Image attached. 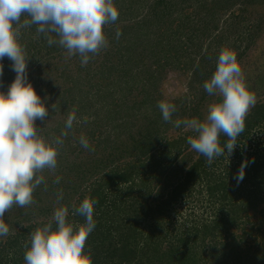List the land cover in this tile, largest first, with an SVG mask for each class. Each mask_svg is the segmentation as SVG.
I'll return each mask as SVG.
<instances>
[{"label": "trees", "instance_id": "obj_1", "mask_svg": "<svg viewBox=\"0 0 264 264\" xmlns=\"http://www.w3.org/2000/svg\"><path fill=\"white\" fill-rule=\"evenodd\" d=\"M257 1L114 0L119 17L104 27L108 46L99 52L102 58L94 67L82 66L81 57L73 55V65L85 71L67 80L61 62L68 58L67 51L58 44L49 46L35 25L21 29L19 42L29 57L27 78L36 93L53 92L47 76L51 70L62 78V89L54 93L51 104L63 106L64 118L41 134L50 135V143L61 136L73 109L80 121H74L58 146L57 167L54 172L45 170L46 186L34 190V203L15 205L5 213L9 234L0 236V264H25V243L31 232L51 220L56 207L68 208L69 222L84 223L74 211L85 197L96 202L95 228L85 244L92 264H264V96L257 94L233 152L225 148L211 164L187 143L195 135L192 130L181 132L179 127L169 137L164 131L168 122L157 106L162 65L189 69L188 94L176 101L172 121L195 114L202 118L200 103L208 96L203 84L214 73L220 50H236L242 42L248 48L261 31L263 19L249 23L250 14L244 13ZM227 14L223 36L218 20ZM223 38L228 44L213 48V41ZM236 56L238 60L240 53ZM0 65V92L7 93L16 73L7 57ZM135 82L143 86L140 100L131 93ZM262 86L258 80L251 85L255 92ZM187 95L196 99L191 105ZM143 107L150 113L137 126L132 118ZM99 112L114 122L103 120L101 129ZM131 125L136 130L131 131ZM82 134L90 149L81 146ZM227 140L221 134V146ZM242 165L244 176L238 182ZM57 176L58 184L53 183ZM61 190L63 199L57 202ZM185 197L200 213L176 216Z\"/></svg>", "mask_w": 264, "mask_h": 264}, {"label": "clouds", "instance_id": "obj_2", "mask_svg": "<svg viewBox=\"0 0 264 264\" xmlns=\"http://www.w3.org/2000/svg\"><path fill=\"white\" fill-rule=\"evenodd\" d=\"M118 17L114 0H0V60L4 57L11 60L16 73L7 93L0 92V236L9 234V226L3 219L5 213L13 205L33 204L34 190L41 184L46 186L42 173L55 171L58 146L63 145V138L77 119L73 109L67 115L65 130L51 143L39 134L35 122L46 120L48 109L28 82L29 57L19 42L21 29L35 25L37 34H43L49 46L58 44L69 57L78 54L83 66L89 62L90 54L94 56L108 46L104 27ZM120 35L117 29L116 38ZM2 74L3 66L0 65ZM203 87L209 95L219 97L208 105L205 119H177L174 126L179 128L183 124L195 133L188 137L187 143L211 164L224 154L225 148L228 153L233 152L245 129L248 112L255 106L256 95L245 82L235 52L227 47L220 50L216 69ZM157 106L163 120L172 122L176 105L161 100ZM221 134L228 137L224 146L220 143ZM79 142L90 149L83 134ZM243 176L244 165L237 181H242ZM59 182L57 176L53 183ZM62 199L61 190L57 193V202ZM95 203L85 197L75 208L74 215L84 217V223L69 222L68 208L56 207L51 220L31 232L25 243V264H92L85 244L95 228Z\"/></svg>", "mask_w": 264, "mask_h": 264}, {"label": "rangeland", "instance_id": "obj_3", "mask_svg": "<svg viewBox=\"0 0 264 264\" xmlns=\"http://www.w3.org/2000/svg\"><path fill=\"white\" fill-rule=\"evenodd\" d=\"M244 13L246 14H250V21L249 23L252 21H254L257 18H262L263 19V25L261 27V31H259L258 36H256L254 42H251L250 45L248 46V48H245V42L240 43V47L237 48L235 50V48H232L231 50L235 52V54L237 55L238 53H240V58L238 59V62L241 66V69L243 71L244 74V78H245V82L249 88V90L251 89L252 92H255V89H253L251 87V85L253 83H257V80L259 83H263V86L258 89L255 92V95L257 96L258 94V98H262L264 96V0H259L256 3H252V4H248L247 5V11H245ZM225 17V18H224ZM228 18V14L225 16L223 15L222 18H220V20H218V23L220 25V31L223 34V36H225V34L227 33L225 30L226 28V24H225V19ZM224 19V20H223ZM256 21V20H255ZM218 29V30H219ZM218 31V32H220ZM214 35H217V31L214 33ZM209 37V36H208ZM227 45L228 41H226L225 38H223V40L220 42L219 40H214L212 43L213 48L221 46V43H224ZM206 44H208V41L205 42V46ZM212 48V49H213ZM68 58H63L61 59V62H65L64 63V68H65V76L66 80L70 79L71 76L70 75H76L77 73L79 74H84V68H78L77 69V65H73V61L75 59V57L71 56L69 57L67 55ZM102 57H100V53L91 56L90 60H89V64H91V66H95L97 65V63L100 61ZM68 60H70L71 62H69ZM60 62V63H61ZM74 66V67H73ZM90 66V69H92L93 67ZM81 69V70H80ZM93 72V71H92ZM161 77H160V82H158V92L161 93V97L164 98L167 102L169 103H173L175 104L176 101L179 100V98H183L184 94H188V82L191 78V72L189 69L187 70H174L171 66H164L162 65L161 68ZM91 74V73H90ZM49 78V84L50 85H54L55 88L52 90V93H45V94H39L42 102L45 104V107L48 109V113L50 111H52V115H48V117L46 118V120L41 121L39 119L36 120L35 124L38 127V131L39 134L45 138V140L47 141L50 137V135L45 136L42 135L41 132L46 133V131H49L50 128H52L55 124V120L58 118H64L63 116V111H62V107H57V106H53L51 104V100L54 99V93H56V91L58 89H62V87L60 86V83L62 82V78H57L55 75V71L51 70L50 73L47 75ZM93 80L95 79L98 80L100 83L103 82V78H98L97 77H91ZM92 81V80H91ZM106 81V80H104ZM134 85V87H133ZM132 85L133 89L131 90V93L134 95L133 97H138L137 99L140 100L141 99V95L138 91L140 90L142 86L141 82H135ZM46 90H48L47 86ZM134 90V91H133ZM133 91V92H132ZM129 100L132 101V96L128 95ZM162 98H160L161 100H163ZM257 98V97H256ZM196 99H191L190 95H187V103H189L190 105L192 103H194ZM219 100V97L217 95H209L207 97H205L203 99V101L200 103V111L202 112V118L200 119L199 116L197 114H195L193 116V118H198L200 120H204L206 115H207V109H208V105L214 101ZM177 105V104H176ZM53 108V109H51ZM140 112L137 116V118H132L135 122H137V126H139V124H141V122H145V117L144 115L147 113L149 114V109H147L146 107L139 109ZM129 113H131L130 111H128ZM93 118V117H91ZM96 118H98V122L102 123L100 127H102L101 129H104V125H103V120H107L108 122H114L113 120L115 119H110V118H106L105 116H103L100 112L99 114L96 115ZM144 118V119H142ZM79 120V119H76ZM80 121V120H79ZM137 126H130V130L134 131L136 130ZM181 132L182 131H186V130H190L184 127V125H181ZM179 128L174 126V121L172 122H168V126L165 127L164 131H166V133L169 134V137L175 135L178 133ZM124 136V135H123ZM123 136H121L120 139H124ZM126 137V136H125ZM118 146L115 145L114 147ZM115 151V150H114ZM186 158L189 157L187 155V153H185ZM42 175H45V171L42 173ZM51 198V195L48 196L47 202L48 200ZM185 200H182L181 202H183L184 205H179L177 207V212H179L178 215H176L179 218H182L184 216V214H191L190 217L192 215H197V213H200L199 208H197V205L195 204V202H191L189 197H185ZM195 206V207H194ZM15 207V205L13 206ZM182 216V217H181Z\"/></svg>", "mask_w": 264, "mask_h": 264}]
</instances>
